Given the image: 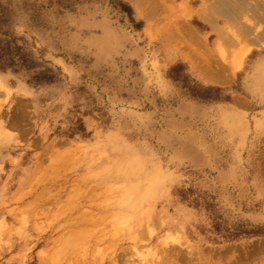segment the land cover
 Segmentation results:
<instances>
[{
  "label": "rangeland",
  "instance_id": "1",
  "mask_svg": "<svg viewBox=\"0 0 264 264\" xmlns=\"http://www.w3.org/2000/svg\"><path fill=\"white\" fill-rule=\"evenodd\" d=\"M0 264H264V0H0Z\"/></svg>",
  "mask_w": 264,
  "mask_h": 264
},
{
  "label": "bare ground",
  "instance_id": "2",
  "mask_svg": "<svg viewBox=\"0 0 264 264\" xmlns=\"http://www.w3.org/2000/svg\"><path fill=\"white\" fill-rule=\"evenodd\" d=\"M230 1H231V0H230ZM238 1H239V0H238ZM225 2H226V1H225ZM240 2H241V1H240ZM229 3H230V2H228V3L226 2V5H225L226 7L224 6L225 8H224V7H223V8L226 9L227 12H231V11H232V13H234L233 10H232L233 8H232V6L230 5L231 3H230V4H229ZM241 3H242V2H241ZM234 6H235V2H234ZM240 6H241V5H240ZM260 6H261V5H259V7H260ZM262 6H263V5H262ZM262 6H261V7H262ZM227 7H228V8H227ZM261 7H260V8H261ZM221 8H222V7L220 6V11L223 10L222 12H224V9L221 10ZM239 8H240V7H239ZM241 8H242V6H241ZM220 11H219V12H220ZM225 13H226V12H225ZM235 13H236V12H235ZM250 29H251V28H250ZM248 33H249V32H248ZM255 39H256V38H255ZM255 39H254V40H255ZM251 40H252V39H251ZM255 41H257V40H255ZM234 69H235V68H234ZM230 71H231V70H230Z\"/></svg>",
  "mask_w": 264,
  "mask_h": 264
}]
</instances>
